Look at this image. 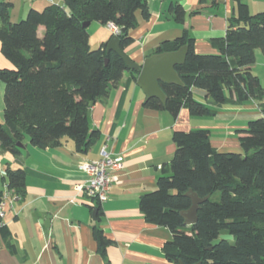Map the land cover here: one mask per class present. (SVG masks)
<instances>
[{
  "label": "trees",
  "instance_id": "1",
  "mask_svg": "<svg viewBox=\"0 0 264 264\" xmlns=\"http://www.w3.org/2000/svg\"><path fill=\"white\" fill-rule=\"evenodd\" d=\"M233 1L236 14L228 20L225 36L213 39L218 54H197L195 39L187 30L162 42L152 54L188 48L184 64L176 67L183 84L160 83L166 102L149 98L147 108L174 116L182 108L192 116H214L219 107L254 100L262 114L238 133L244 155L218 152L207 129L174 133L176 152L170 164L163 168L156 190L140 199L146 222L172 234L162 248L172 264H264V88L252 70L256 51L264 56V12L251 14L241 0ZM11 9L10 1H0L1 51L13 66L0 69L5 85L1 151L19 155L17 143L26 139L41 150L60 147L69 139L76 152L88 153L101 138L100 131L90 126L91 108L109 96L124 73H132L136 80L138 72L128 70L118 54L107 53V43L92 49L84 24H113L124 30L119 36L124 50L134 41L130 32L138 26L136 13L150 19L147 1L64 0L41 11L32 9L16 23L10 20ZM169 12L177 23H185L182 7L171 6ZM196 90L206 92L214 108L196 101ZM26 177V170L8 167L3 180L8 191L24 199ZM189 191L208 198L200 205L193 226H186L182 216L192 206ZM4 198L0 191V209ZM92 200V210L101 222L102 203ZM0 234L9 251L16 253L1 215ZM223 234L234 240L210 249ZM94 237L105 257L115 241L99 223Z\"/></svg>",
  "mask_w": 264,
  "mask_h": 264
},
{
  "label": "crops",
  "instance_id": "2",
  "mask_svg": "<svg viewBox=\"0 0 264 264\" xmlns=\"http://www.w3.org/2000/svg\"><path fill=\"white\" fill-rule=\"evenodd\" d=\"M8 1L12 3L13 23L24 19L32 9L41 11L49 5L64 3V0ZM146 1L150 19H144L140 11L136 13L138 26L130 32L134 41L124 49L139 65L162 42L182 36L185 30L195 39L197 54H218L213 39L225 36L228 20L236 14L233 0ZM241 2L251 14L264 12V0ZM175 5L186 12L184 24L177 23L169 12ZM93 26L96 27L91 33ZM88 31L91 46L108 43L114 35L108 25L97 22L90 23ZM43 32L41 28L40 35ZM257 59L256 53L252 70L262 83L260 70L264 72V66ZM12 67L2 54L0 42V69ZM137 78L138 74L135 80L127 71L109 96L91 108L90 126L100 131L101 138L88 153L76 152L74 142L69 139H64L60 147L44 150L34 148L26 139L19 155L0 149V191L8 194L2 219L16 248V253H11L0 234V264H172L162 252L172 234L167 228L146 222L140 199L156 190L163 168L170 164L176 152L174 133L207 129L218 152L244 155L238 133L262 114L254 100L242 106L219 107L214 116H192L187 108H182L177 116L152 110L145 106L148 98L137 85ZM4 95L5 85L0 81L1 123ZM227 96L230 97L229 92ZM194 98L213 107L207 95L194 92ZM103 148L111 155H120L123 168L115 173L108 199L101 205L103 216L99 222L92 210L94 200L83 191L89 176L80 166L99 160ZM8 167L26 170L24 199L8 191L3 180ZM98 223L106 236L115 241L107 248L105 257L94 237Z\"/></svg>",
  "mask_w": 264,
  "mask_h": 264
},
{
  "label": "water",
  "instance_id": "3",
  "mask_svg": "<svg viewBox=\"0 0 264 264\" xmlns=\"http://www.w3.org/2000/svg\"><path fill=\"white\" fill-rule=\"evenodd\" d=\"M184 5V3H182ZM188 8V7H186ZM187 18V17H186ZM90 22L84 24L85 27H89ZM122 32H125L122 30ZM114 52L118 54L125 62L128 70L138 72L137 85L144 91L147 98H158L163 103L166 102V95L160 87V83L182 85V81L176 71L177 66L184 64L188 52L187 47H182L176 52L155 54L147 57L142 65L135 63L121 48V40L117 35H113L107 43V53ZM108 61H106L107 63ZM196 93L201 95H207L206 92L196 90ZM17 146L21 149L24 148L22 143H17ZM187 196L192 201V206L189 210L182 212V216L185 219L186 226H193L198 221V210L200 205L208 198H200L193 191H189ZM96 215V212H94ZM96 217V216H95ZM97 220V218H95ZM234 237L230 234H223L218 239L212 241L211 248L220 244L221 241H233Z\"/></svg>",
  "mask_w": 264,
  "mask_h": 264
},
{
  "label": "built area",
  "instance_id": "4",
  "mask_svg": "<svg viewBox=\"0 0 264 264\" xmlns=\"http://www.w3.org/2000/svg\"><path fill=\"white\" fill-rule=\"evenodd\" d=\"M108 28L114 35L120 36L122 33V30L113 24H109ZM80 167L89 176L83 191L89 198L97 199L103 203L108 199L110 187L115 180V173L123 168V159L120 155L109 154L103 148L99 160L84 162ZM7 197L8 194L5 193L4 201ZM3 204L4 202L0 209L1 217L4 215Z\"/></svg>",
  "mask_w": 264,
  "mask_h": 264
},
{
  "label": "rangeland",
  "instance_id": "5",
  "mask_svg": "<svg viewBox=\"0 0 264 264\" xmlns=\"http://www.w3.org/2000/svg\"><path fill=\"white\" fill-rule=\"evenodd\" d=\"M95 27L96 26H93V28L91 30V33H93ZM92 42H94V41L92 40ZM91 47H92V49L96 50L97 48H99V45H96V43L94 45V43H92ZM256 53H257V57H258L257 60H258V62L262 61L260 66L263 67L264 66V58H263V54H262L261 50H257ZM260 74H261V77H262V85L264 87V72L262 70H260Z\"/></svg>",
  "mask_w": 264,
  "mask_h": 264
}]
</instances>
